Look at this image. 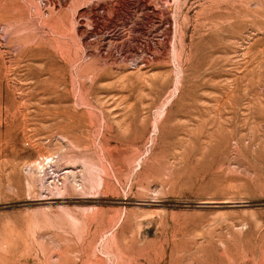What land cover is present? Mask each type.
Masks as SVG:
<instances>
[{"label": "rangeland", "instance_id": "374dc122", "mask_svg": "<svg viewBox=\"0 0 264 264\" xmlns=\"http://www.w3.org/2000/svg\"><path fill=\"white\" fill-rule=\"evenodd\" d=\"M0 264H264V0H0Z\"/></svg>", "mask_w": 264, "mask_h": 264}]
</instances>
